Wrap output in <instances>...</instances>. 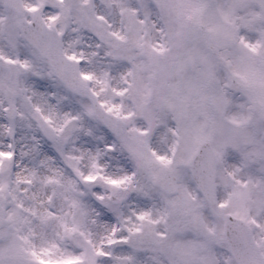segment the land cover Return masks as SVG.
Returning a JSON list of instances; mask_svg holds the SVG:
<instances>
[{
    "label": "snow or ice",
    "instance_id": "obj_1",
    "mask_svg": "<svg viewBox=\"0 0 264 264\" xmlns=\"http://www.w3.org/2000/svg\"><path fill=\"white\" fill-rule=\"evenodd\" d=\"M0 264H264V0H0Z\"/></svg>",
    "mask_w": 264,
    "mask_h": 264
}]
</instances>
